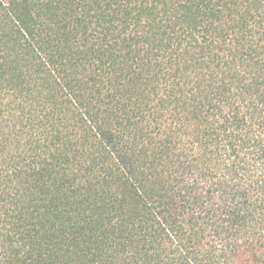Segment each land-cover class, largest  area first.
<instances>
[{
  "label": "trees",
  "instance_id": "trees-1",
  "mask_svg": "<svg viewBox=\"0 0 264 264\" xmlns=\"http://www.w3.org/2000/svg\"><path fill=\"white\" fill-rule=\"evenodd\" d=\"M0 264H264V0H0Z\"/></svg>",
  "mask_w": 264,
  "mask_h": 264
}]
</instances>
